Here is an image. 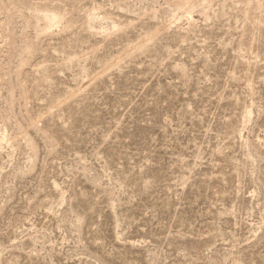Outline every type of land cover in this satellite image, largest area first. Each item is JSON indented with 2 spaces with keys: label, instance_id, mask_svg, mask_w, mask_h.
I'll return each instance as SVG.
<instances>
[{
  "label": "rangeland",
  "instance_id": "obj_1",
  "mask_svg": "<svg viewBox=\"0 0 264 264\" xmlns=\"http://www.w3.org/2000/svg\"><path fill=\"white\" fill-rule=\"evenodd\" d=\"M0 264H264V0H0Z\"/></svg>",
  "mask_w": 264,
  "mask_h": 264
},
{
  "label": "bare ground",
  "instance_id": "obj_2",
  "mask_svg": "<svg viewBox=\"0 0 264 264\" xmlns=\"http://www.w3.org/2000/svg\"><path fill=\"white\" fill-rule=\"evenodd\" d=\"M46 18H48L49 21H51L52 23L57 22V20H59V18L55 15H49Z\"/></svg>",
  "mask_w": 264,
  "mask_h": 264
}]
</instances>
